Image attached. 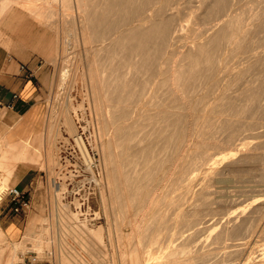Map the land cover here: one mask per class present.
<instances>
[{
	"label": "bare ground",
	"instance_id": "bare-ground-1",
	"mask_svg": "<svg viewBox=\"0 0 264 264\" xmlns=\"http://www.w3.org/2000/svg\"><path fill=\"white\" fill-rule=\"evenodd\" d=\"M56 6L61 7V12ZM15 11L25 13L40 25L56 23L55 28L59 27L58 21H64V24L67 21L65 28L71 39L66 33L69 39L62 43L57 41V47L47 59L59 67L57 87L70 89L76 84L75 77L81 76L80 85L86 91L96 119L97 134L92 144L88 142L90 138H85V126L77 123L73 112L65 109L67 98L63 102L58 98L53 104L54 115L50 117L53 119L49 126L51 134H57L56 120L62 115L68 121L70 138L74 137L80 146L85 147L88 142L90 148H97L101 156L97 181L107 215L112 251L108 254L103 244L95 252L89 243L104 238L98 229L100 225L91 228L87 223L89 220L73 224L77 216L71 212V218L66 221L61 215L56 217L59 221L54 224V248L50 253L54 264L224 262L226 250L218 249L226 247L235 236L252 233L255 223L249 224L248 216L244 214L243 218L235 212L237 216H228L224 221L222 215L220 220L223 222L218 228L211 230V226H200L201 220L211 213H208L209 206L203 205L210 199L209 188L213 180L211 161L215 154L210 151L227 145L238 150L236 141L245 139L250 130H256L258 126L264 130V113L259 122L254 119L258 108L264 111V51H257L264 45V0H0V23L9 22ZM58 11L65 15L66 21L64 16L63 20L57 17ZM180 39L194 42L184 49L175 47L173 42ZM69 53H76L74 59ZM232 61L236 66H231ZM260 63L262 70L257 72L255 67L258 65L256 68L260 70ZM223 69H228V78L221 75L220 83H217L216 71ZM252 70L254 77L244 80ZM213 78L218 84L215 88L218 95L210 105L204 95L194 96L211 85ZM243 81L247 83L241 87ZM238 85L241 88H237ZM193 109L199 113L192 112ZM259 145L243 147L249 150ZM28 148L19 141L12 144L9 149L11 160L9 158L5 165L8 172L29 159L42 165V155L35 153L31 158ZM82 155L86 158L83 150ZM177 155H180L181 163L169 166ZM47 158L49 166L55 168L60 164L54 148ZM236 160L233 158V162ZM91 164H94L92 156L91 160L86 158L84 161L87 171H93ZM200 171L204 172L203 182L198 190H193L190 184L196 180L194 173ZM222 177L224 179V174ZM58 187L59 184L54 186L55 193ZM157 190L162 191L156 194ZM59 197L57 193L56 205ZM189 198H192L190 205H185ZM261 207L258 209L263 210L264 206ZM251 210L259 211L257 207H251ZM228 212L225 211L226 215ZM62 223L76 233L77 244L68 239L67 244L61 241ZM5 236L0 228V244L4 243L0 245V264H11L17 261L24 243L9 244ZM45 238L36 240L32 245L34 251H46L49 237Z\"/></svg>",
	"mask_w": 264,
	"mask_h": 264
},
{
	"label": "rangeland",
	"instance_id": "rangeland-1",
	"mask_svg": "<svg viewBox=\"0 0 264 264\" xmlns=\"http://www.w3.org/2000/svg\"><path fill=\"white\" fill-rule=\"evenodd\" d=\"M56 8L57 9L59 8L60 12H61L60 6H56ZM60 12L57 14V17H59L60 20H61V18L63 20L62 16H64V20H65V15H63V14L61 15ZM10 16H11V20H9V22L4 21V22L0 23V37H3L5 39L12 38V41H0V52L6 56H12L15 59L19 60L17 69H21V70L26 71L27 76L31 77V79L35 83V86L38 89V91H37L38 95L36 96V106H35V110H33V114H32V116H34V119L32 120V123H34V126H33L34 127V133L30 137H27V138L19 141V143H21V144L23 143V145H25L27 148L30 147V148H28L29 149L28 150L29 157L32 158V156H34L33 154H35V153L42 155L41 156L42 165L40 166V165L34 163L36 165L35 168L37 171L36 182L34 183V186L31 190V192L25 193L26 198L29 201V208L24 213L20 214V215H23L25 217H24V220H22V222H21L19 234L15 238H11L10 236H8L9 241H20L17 243H22V244L24 243L22 250L20 249L21 251H19V253H18V255H20V256H18L17 261H13L11 264H21L24 259H33V258L34 259L36 258V260H37V262L35 264H54L55 262H54L52 255L50 253L53 252L52 249L54 248V245L52 243L53 242L54 224L59 221V218L56 219V217L58 215H61L62 218L64 219V221H66L68 218H71V212H73V214L75 213L74 215L77 216L76 219H74V222L72 221L73 224H80L82 221H88L89 220L87 223L91 228H95L94 227L95 225H97V226L100 225L98 227V229L102 231L104 238L98 239V240L93 239V240H91V242L89 244L92 247V249H94L95 252H98L101 245L105 244L106 251L108 254H110L112 251V247L110 245L109 236H108V232H107L108 229L106 227L107 215L105 212L104 205H102L104 203H103V200L101 198V193H100L101 190H100V186L98 185V181H97L98 175L100 172L99 165L101 163V156L97 152V150H96L97 148L95 146H94L95 150L93 148H90V146H89L91 143L94 144L93 141L96 137L95 134H97L95 132V121H96V119L94 118L95 114L93 112V109H92L89 101H88V96H86L87 95L86 91H84L85 89H83V87L80 85V83L82 82L81 76L75 77L76 87L74 85L73 86L74 88L72 87L70 89H65L64 87H57L56 81H58V77H59V73H60L59 67L55 63H53L47 59V57H49V55H51V51L54 50L55 47H57V41H59V42L61 41V43H62L63 40L64 41L68 40L69 39L68 37H70V39H71V35L69 33H67L68 29L65 28V26H67V23H66L67 21L65 20L66 25L64 24V21H58L57 25H59V27L56 26V28L57 27L59 28V30H58V28L57 29L55 28L56 23H54L52 26H48V25L46 26L45 24L47 22H44L40 25V23H38L36 20H33V19H30L29 17H26L25 13L20 12V11H15ZM59 22L60 23L62 22V23L59 24ZM14 24H17V25L15 26ZM12 26H13V28H12ZM64 28L67 29L66 31L64 30L65 34L63 32ZM60 30L63 33L60 32ZM66 33L69 35L68 37L66 36L67 35ZM60 34L62 35L63 38L61 37ZM63 34L67 38H65L63 36ZM58 35H59V38H57ZM81 40L82 39H80V41ZM193 42L194 41H185V40L180 39L178 41H174L173 45L175 43V47L184 49V47L186 45H190ZM261 42L262 41H257V43H261ZM59 48H60V46H59ZM257 51H259V53L264 51V45L261 48H258ZM69 52H71V50ZM75 54L76 53H69V57L72 56L74 59ZM235 62L237 64L238 60H236ZM235 62L232 61L230 63L231 66L232 65L236 66ZM260 65H259L260 70L258 68H256L258 65L255 67V70L257 72H260L262 70V68H261L262 64L260 63ZM22 67H24V69ZM227 70L223 69L222 71L221 70L216 71L217 75L215 76L216 78L215 77L214 78L217 81V83L218 82L220 83L219 80L221 79V75H222V78L223 77L225 79H226V77L228 78L229 71L227 72ZM250 73H251L250 76L249 77L247 76V75H249V73H248L244 80H248V79H251L254 77V76L252 77V75L254 74V71L252 70ZM214 78L212 79V81H210V83L212 82V84L209 85L210 87L208 86L199 95L194 96V97L198 98L199 96L204 95L203 97H207L209 100L208 104L211 103L210 105H213V103L215 102L216 97L218 95V93H217L218 90L215 89V88H217L216 87L217 83L214 80ZM244 82L245 81H243L241 83L242 86H241V84H239V85L241 87H243L247 83V82H245V83ZM239 85L237 86V88H241ZM213 86H215V87H213ZM210 88H211L212 93L210 92ZM213 88L215 91L214 93H216V94L213 93ZM68 90H69V92H68ZM216 90H217V92H216ZM204 92H206V94ZM209 93H210V96H211V94L213 95V98H212V96L210 97L208 95ZM219 93H220V91H219ZM58 98H61V102L64 101V98L65 99L67 98L66 99L67 101L64 102L65 103L64 104L65 109H67L69 112H73L72 115L75 118L77 117L76 118L77 120L75 119L76 122L82 123L85 126V130H86L85 131L86 132L85 138H87V137L90 138L88 140V142L91 141L90 144L87 142L85 147L83 144L80 146V145H78V142H76V139L74 137L70 138V133H69L70 130H69V125L67 123L68 121H66V119L62 115H60L61 117L59 116L58 120H56L57 121V130H56L57 134H53L54 136L51 134L49 125L51 124V121L53 118L51 119L50 117H52L54 115V112L52 110L53 104H54L55 99L57 100ZM209 98L210 99L212 98V99L210 100ZM50 105H52V106H50ZM194 105L196 106L198 104H194ZM261 109L258 108L257 111L254 113V115H255L254 119L257 122H259V119H261L263 116V114H261V113H264L263 108H261ZM193 111H194V113H197V114L199 113V111L196 109L195 110L193 109L192 112ZM69 112H68V114H69ZM88 113H89V115H88ZM82 120H84L83 122H85V123H83ZM86 125L88 126V128ZM255 129L256 130H250L249 133L246 135L245 139H243L241 141L238 140V143L236 141V144L239 147V148L237 147L238 150L235 149V147H233V146L231 147V146L227 145L226 147H223L224 149L223 148H217L218 149L217 150L214 148L210 151V152H213L212 154H215V156L214 155L213 156L216 158V160H215V158L213 157V161H211V163L213 165V172L214 173L212 172V174H211V179L213 178V180H211V183H210L211 188H209V190L211 189L209 198L213 202H211L209 199V201H208L209 203L207 202L206 204H203L204 206H209L208 213L209 212H211V213H209L210 214L209 216L207 215L208 217L205 216L203 218V220H201V223L203 222V224H204L206 222V225L200 224V226H203V227L204 226H211V227H213L211 230H213L214 228L220 227L221 222H223L227 218H229V217L233 218L237 215L240 217L242 216L243 218H245V216H248L249 217L248 218L249 224L251 222L255 223L254 224L255 230L252 233L243 234V235L241 234V236L238 235L239 236V237L237 236L238 238L235 236L232 239L233 241L229 240L227 242V246H226L227 248L223 247V248L218 249V251H225L226 250V254H227L226 257L227 258H230L231 254L233 252L236 254V256H234L235 254L233 255L235 258H233V256H232V258H230V260L226 258L225 259L226 262L221 261L219 264H221V263L222 264H264V232H262V231H264V212L261 213V211H264V207H263L264 206L263 205L264 204V181H263L264 180V175H263L264 174V169H263L264 168V163H263L264 162V160H263L264 159L263 158V155H264V130L260 126L256 127ZM90 131H93V133L91 134ZM260 132L263 133V135H260L261 134ZM250 133H252V134H250ZM40 135H42V136H40ZM252 135L253 136L255 135L254 136L255 139L253 138ZM182 137L184 138L185 136L182 135ZM34 138H36V139H34ZM50 138L52 141L50 140ZM185 138H187V136ZM26 139H27V141H26ZM32 142H34L35 144ZM258 142L260 143V145ZM25 143H28L29 145H26ZM253 143L258 144L260 147L257 146L256 149L251 148L249 150H245L247 148V146H249V147L253 146L254 145ZM244 145H246V148L243 147ZM11 146L12 145H7V142H5L4 140H0V209L5 206V203L8 204V202H9V199L6 196L7 191L10 188H15V186L13 184H11L10 180H9L11 177V174L8 173L7 170L5 169V165H6L7 161H9V158H10L9 149ZM76 146H78V147H76ZM79 147H81V149L83 150V154L84 155L86 154V158L91 160V156L93 157L94 164L93 165L91 164V169L93 171H89V170L87 171L86 170V168L84 166V161H86V158H85V156L82 155V150H80ZM31 148L33 149V151L31 150ZM51 148H54V150L56 151V155H58V159H59L58 161L60 162V164L55 166V168L53 166L47 165V160H48L47 157H49V154L51 153ZM85 148L87 149V152H86ZM90 149H92V150H90ZM241 149H242V151H241ZM214 151H218V152H214ZM256 151L258 153H256ZM229 152H231V153H229ZM88 153H89V155H88ZM254 153H256V154H254ZM217 154H218V156H217ZM247 154H250V156ZM177 156H174V158L176 160L173 158V160L170 161L171 164H169V166L175 167V165H178L179 163H181L182 160L180 159L181 158L180 155L178 157ZM236 156H237V158H236ZM243 156H244V158H243ZM178 158L180 159V162H179ZM220 158H221V160H220ZM233 158L237 159L238 162H237V160L233 162ZM253 158H254V160H253ZM177 159H178V162H176ZM10 160H11V158H10ZM227 160H229V161H227ZM244 160H246V161L244 162ZM29 162H31L30 159H29ZM172 164H175V165H172ZM215 165H217V166H215ZM225 166H227V168ZM222 167H224V169ZM214 168H216V171L214 170ZM219 168H220V171H218ZM221 168H222V170H221ZM225 169H226V171H225ZM215 172H217V175L215 174ZM203 173H204L203 171L194 173V178L196 180H193L192 184H190L191 186L193 185L192 186L193 190H198L200 188V185L203 182V179L201 178V177H204ZM218 174L222 175V176L224 174V179L222 176H218ZM197 175H198V177H197ZM261 175H262V177H261ZM213 176H215V178ZM233 176H235V177H233ZM198 178H200V179L198 180ZM226 178H227V180H226ZM220 179H222V180H220ZM232 181H234V182H232ZM56 184H59L57 193H58V197L60 196L58 199L59 203H57V205H56V201H55V195L57 193H55V190H54V186ZM183 184L185 185L186 182H184ZM159 191L161 192L162 190H157L156 194L160 193ZM182 192L185 193V190L183 189ZM188 195H191V194H188ZM185 196H187V194H185ZM186 200L187 199H185L184 202ZM191 200H192V198H189V200H188L189 202L188 201L185 202V205H190ZM177 201L178 200L174 201L173 203H176ZM78 202H79V204H78ZM199 202L200 201H198L197 204ZM179 203H180V201H179ZM147 205H148V203H147ZM185 205H184V207H187ZM61 206L65 207L64 212H62L63 207H61ZM260 206L263 207V208L261 207L263 210L258 209V208H260ZM89 207H90V209H89ZM227 207H230V209ZM251 207L252 208L257 207V210H259V211L252 212L254 210H251ZM228 210H229L228 215H226L225 211L227 212ZM244 210L246 211V213H244ZM8 212H10L9 207H8ZM235 212H239V214L237 213V215H236ZM170 213H171V211H170ZM214 213H215V216L213 215ZM12 214H14V213H12ZM244 214H245V216H243ZM222 215H224V218ZM169 216H171V215H169ZM220 219H222L223 221ZM257 222H259V223H257ZM43 223H44L45 227H44ZM49 224L51 225L52 228L50 227ZM246 224H247V222L245 223V225ZM40 226H42V227H40ZM1 227L5 231V229L2 225H1ZM196 227H198V226H196ZM29 229L31 230V232ZM32 229H33V231H32ZM35 230H38V231L35 232ZM51 230H52V232H51ZM125 230L128 231V228H126ZM27 232H28V234H27ZM24 233L26 236L24 235ZM23 235H24V237H23ZM31 235H32V237H31ZM45 236H47V237L45 238ZM51 236H52V239H51ZM59 236H60L61 241L64 243H66V239H68L74 245L77 244L76 233L69 231L65 227V223H62V225H61V231H60ZM33 237H34V239H33ZM39 237H42V238L44 237L45 240L49 237V239L46 240L48 242V245L46 246V251L44 253H39L36 250L34 251L33 246H32V245H34L36 240L39 239ZM202 238H203V236H202ZM50 239H51V241H50ZM26 240H27V242H26ZM28 240H29V242H28ZM3 244L4 243H1L0 245L3 246ZM9 244H11V243L9 242ZM9 246L11 247V245H9ZM25 246H27V247H25ZM24 248H26L27 250H25ZM30 248H32L33 251ZM215 249H216V247H214V250ZM0 250H2L1 247H0ZM40 255H42V256H40ZM249 256H251V257H249Z\"/></svg>",
	"mask_w": 264,
	"mask_h": 264
},
{
	"label": "crops",
	"instance_id": "crops-1",
	"mask_svg": "<svg viewBox=\"0 0 264 264\" xmlns=\"http://www.w3.org/2000/svg\"><path fill=\"white\" fill-rule=\"evenodd\" d=\"M0 41H12V38L0 37ZM18 62L19 60L14 57L0 52V140L7 142V145L15 144L34 133L32 114L36 106L38 89L31 77L27 76L26 71L17 69ZM15 94L18 95L16 99H14ZM9 105L12 107L9 108ZM35 167L34 163L26 161L18 163L11 172L7 171L11 174L10 183L17 191L31 192L37 179ZM5 206L0 209V224L5 231L1 225L0 228L9 241L8 236L15 238L19 234L25 216L8 212V204L5 203Z\"/></svg>",
	"mask_w": 264,
	"mask_h": 264
},
{
	"label": "built area",
	"instance_id": "built-area-1",
	"mask_svg": "<svg viewBox=\"0 0 264 264\" xmlns=\"http://www.w3.org/2000/svg\"><path fill=\"white\" fill-rule=\"evenodd\" d=\"M24 69V67H22ZM18 98V95H14V99ZM12 107L11 105L8 106ZM7 198L9 199L8 207L11 213L20 215L24 213L29 208V201L26 198L25 193L17 191L15 188H10L7 191ZM37 262L34 259H24L21 264H35Z\"/></svg>",
	"mask_w": 264,
	"mask_h": 264
}]
</instances>
